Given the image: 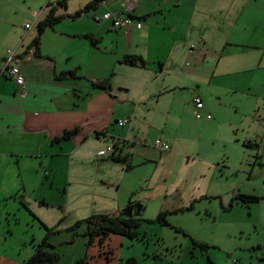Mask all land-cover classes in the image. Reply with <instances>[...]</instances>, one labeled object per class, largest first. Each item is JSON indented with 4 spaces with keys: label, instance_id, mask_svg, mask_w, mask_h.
<instances>
[{
    "label": "crops",
    "instance_id": "0c3cea01",
    "mask_svg": "<svg viewBox=\"0 0 264 264\" xmlns=\"http://www.w3.org/2000/svg\"><path fill=\"white\" fill-rule=\"evenodd\" d=\"M58 2L47 0L46 14L43 8L38 14L33 11L34 19L38 17L32 26L24 27L10 44H0V239L15 246L0 260H28L44 238L41 223L60 231L49 240L61 256L58 264H120L125 237L94 240L88 246L84 227L67 230L90 216H118L126 205L158 203L183 189H189L181 193L190 208L206 198L187 174L176 183L167 182L173 177L168 164L185 153L184 140L168 130L177 121L175 93L187 92L181 107L195 117L190 103L201 96L190 94L191 85L209 82V73L218 68L226 49L241 47L239 40L230 38L248 9H256L258 15L249 28L243 26L241 36L249 31L264 34V12L258 0H104L96 10L45 30L36 54L31 43L37 25L51 10L55 16H70L93 3L69 0L62 9ZM125 2H132L140 29H115L102 21L108 12L121 16ZM5 49L14 51L11 65L24 78L21 87L1 76ZM126 56H138L147 66L122 64ZM68 72L80 78H56ZM107 79L106 90L92 86ZM123 119H129V125L119 128L117 122ZM72 131L67 141L57 142ZM156 140L169 151L157 150ZM112 146L113 156L126 157V163L113 162L111 155L98 156ZM192 162L212 166L198 159ZM137 170L140 173L132 178ZM21 208L32 232L17 229ZM142 208L145 212L147 204ZM130 259L134 260L126 261Z\"/></svg>",
    "mask_w": 264,
    "mask_h": 264
},
{
    "label": "rangeland",
    "instance_id": "374dc122",
    "mask_svg": "<svg viewBox=\"0 0 264 264\" xmlns=\"http://www.w3.org/2000/svg\"><path fill=\"white\" fill-rule=\"evenodd\" d=\"M46 1L0 0V44H10L26 25L32 26V12L38 14L45 9ZM258 1L264 12V0ZM257 15L256 9L245 12L230 38L239 40L241 47L226 49L218 68L208 72L209 82L191 85L190 94H199L203 102L202 120L196 121L192 111L181 107L187 92L175 93L177 121L168 130L172 128L184 140L185 153L168 164L166 169L173 171V177L167 182L176 183L180 175L187 174L189 182L194 180L206 198L190 208L181 193L189 189H183L158 203L145 202L147 210L140 216L145 221L155 220L161 212H180L167 217L169 227L142 224L136 230L137 239L121 237L120 264L128 257L136 264H264V34L249 31L241 36L240 32L243 26L249 28ZM193 159L212 166L194 163ZM139 171L130 176L135 177ZM238 197L258 201L243 204ZM16 201L20 207L19 197ZM21 209L16 217L20 221L17 229L20 233L32 232L24 223L28 214ZM118 237L110 236L108 242ZM193 242L207 249L195 247ZM11 243L0 239V258L15 250ZM14 255L18 257L17 251ZM110 261L108 264H112Z\"/></svg>",
    "mask_w": 264,
    "mask_h": 264
},
{
    "label": "trees",
    "instance_id": "16d2710c",
    "mask_svg": "<svg viewBox=\"0 0 264 264\" xmlns=\"http://www.w3.org/2000/svg\"><path fill=\"white\" fill-rule=\"evenodd\" d=\"M69 0H60L58 2V6L62 9H65ZM93 3L88 4L82 10L76 12L70 16H55L54 9L50 11L48 16L38 24V34L36 38L32 41L31 46L35 48L36 54H38L39 45L41 36L43 35L44 31L51 28L55 24L61 22L63 19H77L81 17L83 14L88 13L91 10H96L100 3L104 0H92ZM122 64L131 66V67H140L145 68L147 65L146 63L138 56H126L121 61ZM58 80L61 79H79L75 72H68L62 73L56 77ZM92 86L94 88H99L106 90L110 87L109 80H104L102 82H93ZM75 132H66L61 139L57 140V142H65L67 141ZM115 151V149H114ZM115 153L111 154V158L113 162L124 164L126 163V157H114ZM128 170V167H126ZM238 200L243 204H251L257 202V198L252 197H238ZM192 208V207H191ZM180 212L177 210L175 212H161L157 215L155 220L149 222L142 220L140 216L138 218L130 217V218H123L121 213L118 216H109V215H93L89 218L75 223L71 228H69L68 232H74L75 230L85 227L84 236L88 238V246L94 241L99 240L105 241L110 236H122L129 240L137 239L138 233L137 229L141 227L142 224L153 223L160 225L162 227H169L167 223V217L173 213ZM142 214V213H141ZM40 226L43 228L45 234L42 241L33 247V254L32 256L24 261L22 264H58L61 256L59 253L55 251V248L49 243L51 237L59 235L60 231L57 228L48 229L45 228L41 223ZM74 239V237H73ZM72 239V240H73ZM195 247H199L202 250H206L207 246L203 244H198L193 242ZM77 264H82L79 261ZM124 264H136V262L132 259L127 260Z\"/></svg>",
    "mask_w": 264,
    "mask_h": 264
},
{
    "label": "built area",
    "instance_id": "2783aa9c",
    "mask_svg": "<svg viewBox=\"0 0 264 264\" xmlns=\"http://www.w3.org/2000/svg\"><path fill=\"white\" fill-rule=\"evenodd\" d=\"M133 1H139V0H133ZM121 9H122V15L119 16L117 14H113V13H105L102 16V21L104 22H111L112 26L115 29H129L132 27H135L136 29H140L141 25L140 23L136 22V20L133 18L132 16V12L134 10L133 4L132 2H125L121 5ZM38 17L35 16V19ZM30 26L26 25L25 29H29ZM193 50V47H191V51ZM15 54L14 51H8L5 54V58H4V69L1 73V76H4L5 78L13 81L15 83V85L21 87L24 84V78L22 76V74H20V72L18 71L17 68H15L14 66H12V62L14 60ZM192 104L194 106V110H195V120L199 121L202 116H201V112L203 110V103L200 97L195 96L193 97L192 100ZM129 119H123L117 122V126L119 128H124L127 125H129ZM154 147L161 151V152H168L169 151V146L165 143H163L160 140H156L154 142ZM114 153V147H110L107 148L105 150H101L98 153L99 157H106L108 155H111Z\"/></svg>",
    "mask_w": 264,
    "mask_h": 264
},
{
    "label": "water",
    "instance_id": "95a60500",
    "mask_svg": "<svg viewBox=\"0 0 264 264\" xmlns=\"http://www.w3.org/2000/svg\"><path fill=\"white\" fill-rule=\"evenodd\" d=\"M143 211V208L140 204H134V205H129V206H124L122 207V213L121 216L123 218H130V217H135L138 218Z\"/></svg>",
    "mask_w": 264,
    "mask_h": 264
}]
</instances>
